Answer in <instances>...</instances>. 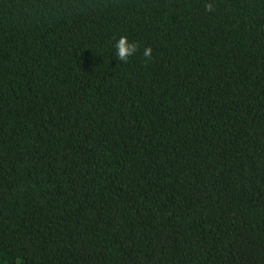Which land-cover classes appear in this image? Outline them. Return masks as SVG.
<instances>
[{
    "label": "trees",
    "instance_id": "16d2710c",
    "mask_svg": "<svg viewBox=\"0 0 264 264\" xmlns=\"http://www.w3.org/2000/svg\"><path fill=\"white\" fill-rule=\"evenodd\" d=\"M0 264H264V0H0Z\"/></svg>",
    "mask_w": 264,
    "mask_h": 264
},
{
    "label": "clouds",
    "instance_id": "9594fccd",
    "mask_svg": "<svg viewBox=\"0 0 264 264\" xmlns=\"http://www.w3.org/2000/svg\"><path fill=\"white\" fill-rule=\"evenodd\" d=\"M211 8V4L208 5ZM136 51V45L130 43L128 38L125 36L120 37L116 43V57L119 61H126L128 57L132 56ZM152 54V49L150 47L145 48L143 55L145 57H150Z\"/></svg>",
    "mask_w": 264,
    "mask_h": 264
}]
</instances>
